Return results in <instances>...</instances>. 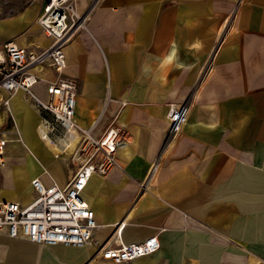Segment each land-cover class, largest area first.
Listing matches in <instances>:
<instances>
[{"label": "crops", "instance_id": "obj_1", "mask_svg": "<svg viewBox=\"0 0 264 264\" xmlns=\"http://www.w3.org/2000/svg\"><path fill=\"white\" fill-rule=\"evenodd\" d=\"M42 2L0 0V41L32 51L47 45L35 20ZM75 7L82 23L62 45L60 71L74 81L72 120L92 135L113 122L124 140L115 164L92 172L80 192L96 223L89 242L47 245L0 233V264H264V0ZM29 70L43 96V80L57 71L46 60ZM5 96L0 199L24 203L32 177L63 185L72 175L76 136L21 89L0 88ZM168 103L187 105L170 136ZM151 234L159 244L149 254L120 263L100 257L101 247Z\"/></svg>", "mask_w": 264, "mask_h": 264}, {"label": "built area", "instance_id": "obj_2", "mask_svg": "<svg viewBox=\"0 0 264 264\" xmlns=\"http://www.w3.org/2000/svg\"><path fill=\"white\" fill-rule=\"evenodd\" d=\"M83 12L75 0H43L35 20L50 37L49 43L37 51L26 50L14 39L0 41V88L8 94L21 89L37 109L48 112L64 132L75 134L69 160L76 162L72 175L63 185L43 184L34 176L29 180L32 196L24 203L0 199V233L38 244H69L81 246L89 242L96 227L92 208L80 192L92 172L103 173L115 164V149L123 142V132L109 122L98 135L89 127L72 120L75 103L74 81L60 74L65 64L62 45L82 23ZM48 61L57 71L52 79H44L43 96L34 91L39 77L29 66ZM7 96L0 97V107L7 109ZM166 109L167 135L176 133L185 121L187 105L168 103ZM5 138L0 134V165L4 162ZM63 151V149H62ZM121 224L117 227V232ZM118 235V234H117ZM155 234L139 241L121 242L100 248L103 259L113 263L129 261L158 248Z\"/></svg>", "mask_w": 264, "mask_h": 264}, {"label": "rangeland", "instance_id": "obj_3", "mask_svg": "<svg viewBox=\"0 0 264 264\" xmlns=\"http://www.w3.org/2000/svg\"><path fill=\"white\" fill-rule=\"evenodd\" d=\"M4 133V132H3ZM16 133V132H15ZM5 134V133H4ZM16 136H17V134H16ZM15 136V137H16ZM22 146H23V142L22 141H20L19 142ZM2 171H0V176L2 175V173H1ZM18 179H20V176L18 175V177H16V180H18ZM2 186H7V185H3L2 183H0V187H2Z\"/></svg>", "mask_w": 264, "mask_h": 264}, {"label": "bare ground", "instance_id": "obj_4", "mask_svg": "<svg viewBox=\"0 0 264 264\" xmlns=\"http://www.w3.org/2000/svg\"><path fill=\"white\" fill-rule=\"evenodd\" d=\"M69 134V133H68ZM74 141V140H73ZM71 146V145H70Z\"/></svg>", "mask_w": 264, "mask_h": 264}]
</instances>
